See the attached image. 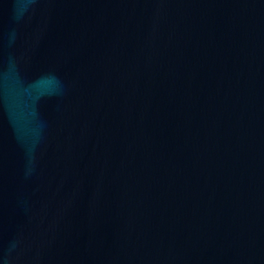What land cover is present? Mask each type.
<instances>
[{
	"label": "water",
	"instance_id": "95a60500",
	"mask_svg": "<svg viewBox=\"0 0 264 264\" xmlns=\"http://www.w3.org/2000/svg\"><path fill=\"white\" fill-rule=\"evenodd\" d=\"M0 264H264V0H0Z\"/></svg>",
	"mask_w": 264,
	"mask_h": 264
}]
</instances>
